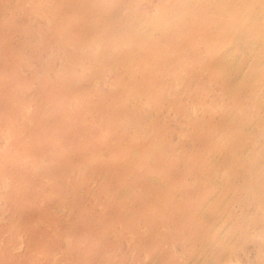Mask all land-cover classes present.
<instances>
[{
  "label": "rangeland",
  "instance_id": "rangeland-1",
  "mask_svg": "<svg viewBox=\"0 0 264 264\" xmlns=\"http://www.w3.org/2000/svg\"><path fill=\"white\" fill-rule=\"evenodd\" d=\"M0 264H264V0H0Z\"/></svg>",
  "mask_w": 264,
  "mask_h": 264
}]
</instances>
